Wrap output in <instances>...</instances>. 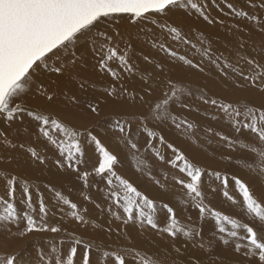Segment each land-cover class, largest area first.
Wrapping results in <instances>:
<instances>
[{"label":"snow or ice","instance_id":"snow-or-ice-1","mask_svg":"<svg viewBox=\"0 0 264 264\" xmlns=\"http://www.w3.org/2000/svg\"><path fill=\"white\" fill-rule=\"evenodd\" d=\"M247 3L254 5V0H247ZM222 6H226L237 17H247L251 21H256L257 17L249 15L248 12L237 8L233 0H223ZM261 6L264 7V0H261ZM207 5H202L194 0H0V117L4 121L14 122L19 115L26 113L37 124L39 136L43 137L48 143L53 145L59 152L62 159H57L56 164L61 169H71L78 174V179L83 181L84 186H89V176L93 173L105 180L108 186V199L118 208H122V215L113 212L116 220H122L124 225H134L141 228L150 227L161 235H166L173 241L176 240L178 234L184 237L194 239L201 237L202 232L196 229H189L178 226L179 222L176 218V212L169 204L161 205L167 210V225L160 227L157 218V206L154 199L139 191L128 179L118 175L114 166L118 163V157L110 151L98 138L93 134L92 130L85 129L80 131L74 125L69 126L65 121L52 114H44L43 111L31 109L23 102L25 97L31 91L34 74L39 70L46 69L53 77L52 83L56 84L64 77L66 69L69 65L62 62L63 53L69 48L75 47L81 40H90L93 48L92 52L97 57L98 69L107 73L113 80L121 79L120 74L111 67L113 61L118 60L120 68L127 73L133 72V65L129 59V51L132 49L131 37L125 40L122 33L116 30L114 35L106 30H99V25L105 18H127V20L135 25L139 21L149 20L151 17H163L172 11L173 8L187 9L189 12L195 11L208 24L214 21L206 13ZM150 23L157 24L162 30H166L167 34L174 40L182 38L180 30L175 27H169L167 23H159L157 19H150ZM260 33L264 34V23L259 24ZM143 31V29H141ZM120 41L124 42V48L121 49ZM189 41L184 38V43ZM245 45L240 44L243 48ZM152 47L166 52L170 57H177V53L166 47L164 43L153 41ZM264 49V42L261 43ZM80 49L77 48V52ZM204 55L211 59L210 48L204 49ZM71 67L76 68L77 64L84 67L87 63L85 53L77 56L76 52L72 53ZM147 61L149 57L144 56ZM179 59L185 64H192L184 56ZM250 66L251 75L243 74L245 81H250L254 87H259L261 93H264V64L253 58L242 57ZM55 60L57 63L52 64L50 61ZM219 57L211 59L213 64L218 67L228 69L229 64H218ZM195 67V65H193ZM159 67V65H157ZM235 71V69H233ZM80 87H84V83H80ZM39 94L48 102L54 100V93L50 92L43 84L37 89ZM108 96H114L115 87L106 88ZM177 89L172 85V94L167 92L163 94V98L155 103L154 107H150L149 114H140V122L144 124L151 116L152 119H161L160 113L166 112L170 102L176 96ZM73 102L76 98L73 97ZM144 99L143 96L140 97ZM205 104L215 106L224 114L228 122L231 124L235 134L250 133L258 139L260 144L264 146V96L261 103L249 106L248 103L233 106L232 102L218 103L217 100H204ZM90 111L97 113L98 108L89 104ZM175 119V118H173ZM185 125L191 128L192 125L187 121L176 123V127L180 128ZM115 127L119 133L125 132L124 124L117 120ZM129 125V130H130ZM146 133L149 147H152V140L156 139V134L146 125L143 129ZM208 131H212L208 129ZM4 133H0L3 136ZM221 141H225L229 147L235 145V139L232 136L215 133ZM126 144L133 150L137 149V144L129 138H124ZM160 144L165 143L164 137H159ZM94 145L95 152L98 153V163L93 167L92 172L87 170L81 172L76 165H80L85 157L84 143ZM24 147L23 144L20 145ZM242 148L248 147L242 144ZM167 148L171 149L174 158L168 163L173 168H178L179 172L184 174L185 179L176 178L175 183L181 185L185 190V196L191 204L198 209L199 216L204 219L208 216L215 221V234L218 236L219 242L225 246L230 245V240L240 241L235 243L234 252L239 254L243 252V256L248 260V264H264V197H255L249 186L240 178L233 177L235 185L242 197L243 207L246 213L253 217L251 223H242L232 216L222 214L204 203V192L202 191V177L204 172L201 167L189 161V159L172 143L167 144ZM258 159V166L261 174H264V147L259 151L255 147H248ZM27 151L31 157L38 160L41 164L44 159L38 155L33 148ZM156 155L160 160L164 157L159 151ZM247 167L251 168L256 161L249 163L245 161ZM212 175V173H208ZM217 179L220 173L216 172ZM115 182V186H114ZM16 175L9 174L5 177V191L0 195V221L15 222L20 215L16 204V189L18 185ZM227 179L224 185L227 187ZM22 196L20 204L25 205L23 218L26 226L19 232L20 237L29 236L31 234H55L51 239L57 241L51 245L50 251L41 250L39 256V264H49L50 258L52 264H75L78 248H83L80 264H92L91 253L94 247L93 243L84 240L80 236L67 233L62 225L50 224L48 222V208L41 199L39 201L38 219L36 218V209L33 206L32 194L26 182L22 183ZM223 195L235 204L237 201L233 196L224 191ZM58 201L72 209L70 215L75 221L86 223L83 216L77 210V204L72 203L68 198L59 191L55 192ZM84 199H89L85 196ZM111 210V209H110ZM230 225V228H226ZM64 231L71 238V246L64 250V239L57 240L61 232ZM243 233V234H241ZM134 247V246H133ZM204 245L201 244L203 249ZM174 251L179 256L181 249L174 247ZM66 257V258H65ZM113 258L115 264H160L159 261L150 258V254L142 249L129 251L127 249L117 252L114 249L103 252V264H109V258ZM126 257H130L129 261ZM0 264H14L13 255H7L0 258ZM96 264H100L97 260ZM176 264V262H173ZM184 264H201L199 259L186 261Z\"/></svg>","mask_w":264,"mask_h":264},{"label":"rangeland","instance_id":"rangeland-1","mask_svg":"<svg viewBox=\"0 0 264 264\" xmlns=\"http://www.w3.org/2000/svg\"><path fill=\"white\" fill-rule=\"evenodd\" d=\"M199 1L200 0H194V2ZM222 1L223 0H206L203 3H199L202 5H212L211 8H213L215 5L217 6L222 4ZM218 7L219 10L222 8V6ZM178 9L179 8H174L172 11L175 12ZM206 10H210V8L207 6ZM218 14V21L222 25L223 31L226 29V34L234 33L239 39L242 37L246 38V46L243 47V51L249 52H245L240 55L238 64L243 61L241 57H247L246 54H250L253 50H255L254 41L256 39L254 37L259 40L258 51H254V54H251L250 56L256 61L264 64V56L261 55L264 53V49L261 48V43L264 42V34L260 33L259 30H253V27L250 24H247L249 27L243 25V20L235 19L234 17L237 18V16H235L230 9L226 10V15H223L222 12L219 11ZM196 17H191V22L192 24L195 23L194 25H199L201 33L200 36L203 34L205 37L207 31L201 28L200 22ZM221 17H226L232 21V29H230L228 25L225 26L224 22H221ZM194 18H196V21ZM150 19H157L158 22L167 20L164 16L152 17ZM259 20L264 21V18ZM102 21L109 23L106 18ZM171 26H175V24H172ZM175 27L179 26L176 25ZM239 28H241L240 31H242V34L238 30ZM248 30H252L250 31L252 32L250 35H247ZM216 31L220 32V35H225V32L223 33L220 30ZM217 39L218 38L215 40ZM149 42L152 44L153 41L149 39ZM205 48H210L211 55L213 53L214 55H219L222 60L227 56L226 51H228V49L224 45H215L213 43V39L209 38ZM228 52L230 53V51ZM202 53L204 55V51ZM177 56L181 55L177 53ZM204 57L207 62H211L209 56L204 55ZM189 58H191L189 60L192 61L193 64L195 63L194 65L196 67H193V64H185L181 60H176L174 62V66H172L173 70L175 69V71H177L180 69L178 71L181 73L182 70H185V66H187V70H190V68L205 69V67H207L206 64L201 63V59L199 57H190L189 55ZM182 63L184 65H182ZM239 66L241 73L248 75L252 74L249 71V65L241 63ZM244 68L246 71H244ZM42 70L43 67L35 75H40ZM235 71L237 70L235 69ZM190 72L195 73L196 71ZM179 77V75L172 74L171 79L176 81L171 82V84L175 85V88L177 89L176 96L178 98H174L170 102L166 112L162 111L160 113L162 117L161 119L155 120L149 116L145 123L141 124L139 119L140 116H132L128 119L126 118L125 120H122V118L124 119L125 117H121L119 119L117 116L118 119H115L119 121L139 123L124 124L125 132L121 134L116 129L115 124L102 123V120H106V117L103 116L93 121L90 125L91 128L89 126L87 129L92 130L93 134L97 135L101 141L104 139L105 135L107 136V141L109 140L111 142L110 146H108L109 150L118 157V163L114 166L117 174L128 179L139 191L155 200L158 210L156 218L160 227H165L168 222L167 210L161 207L162 204L167 203L169 206L173 207L176 212V218L179 222L178 226L185 228V231L189 229L199 230L202 232L201 237L189 239L184 237L182 234H179L176 240L173 241L171 238L166 235L159 234L156 230H153L150 227L141 228L131 224L124 225L122 220H116L112 214L113 212H116L122 215V208H118L110 199L107 198L109 189L106 181L93 173L89 176V186L85 187L83 181L78 179V175L75 177L73 174H66V172L64 175H61L60 167L56 164L57 159H62L59 152L43 137L39 136L37 124L30 117L26 116V118L22 119V121L13 124L10 126V130L0 129V133H4L3 136H0V139H2L5 147V150L3 151L4 154L2 156L5 158V161L0 162V168L2 166V170L4 172L6 170H12L11 167L13 165H5V163L11 162L15 167L22 168L21 161L17 162L14 158L15 156L22 155L20 149H17L18 145L23 144L24 147L35 149L38 155L44 159V163L41 164L38 160L33 162L36 168L32 175H30L32 177L29 178V181L33 183L28 186L30 192L32 196L35 195L37 197H42L43 195L46 198V201H43L46 202V206L49 210L47 219L50 224L62 225L63 228L67 230V233L80 236L84 240H88L93 243L94 247L91 253L92 264H96L97 260L100 261V264H103V252L111 249H114L117 252H122L124 249L129 251L142 249L150 254L151 259L159 261L160 264H173V262H176V264H184L186 261H193L196 259H199L201 264H248V260H246L243 256V252L239 254L234 252L235 243H239L240 241L230 240L229 246H225L219 242L218 236L214 233V219L210 216L205 219H201L198 209H196L185 196V190L181 187V185L175 183L176 178L183 179L184 177L185 179V176L179 172L178 168H173L168 163L169 160L174 158V154L171 149L167 148V144L172 143L174 147L184 153L190 162L196 164L198 167H201L203 170L204 176L202 177V191L204 192L205 204L216 211H220L222 214H227L232 216L234 219H238L242 223H251L253 217L246 213V209L242 204V197L239 194L233 177L240 178L244 181L254 193L255 197H264V174H261L257 157L248 150V147H255L257 151H259L260 148L264 146H262L258 139L253 137L250 133L235 134L231 124L228 122L227 118L224 117V114L210 103L205 104L204 100L207 99L210 101L215 99L218 103L232 102L234 107L244 103H248L249 106H258L261 103L264 93H261L259 87H254L250 81H245L242 75L238 80L240 81L241 86L239 85L236 90H228V97L225 96V94L211 95L209 90H206L204 87H200L198 84L195 85L193 83L190 84V82L185 80H177ZM76 82L82 81L80 79H76ZM171 84L169 85L167 91L169 95L172 94ZM194 86H196V88ZM199 88L204 89V91ZM230 91L233 92L231 93ZM72 93L76 96V102L78 104L81 102L84 104V114L88 113L89 104L91 103L97 105V108L102 106V104L104 107L115 108L120 107V100L125 99L128 96V93L123 92L121 93L122 97L118 100V102H112L113 100L108 99L97 103L94 102L91 96L87 93L78 94L76 91H72ZM41 98L42 96L38 97L37 101H41ZM162 98L163 97H160L159 99ZM159 99L154 101L152 103L153 105L151 104L142 113L148 115L150 107H154L155 103H157ZM46 101V99L42 100L40 107H45ZM190 101L191 103H189ZM24 103L26 105V102ZM26 106L28 107V105ZM72 106L74 108H79L77 105L72 104ZM82 108L79 110L81 111ZM88 115H90V113ZM133 119L137 120L134 121ZM181 121H189L188 123L191 124L192 127L189 129L185 125H182L180 128H177L175 126L176 123H180ZM129 125L132 127L130 130ZM145 125L156 134V139L152 140V147H149V138L143 131ZM208 129H211L212 131L210 132ZM216 132L232 136L235 139V145L233 147H229L225 141H221L219 137L215 135ZM161 135L165 140L163 145H161L159 141V137ZM125 137L131 139L132 142L137 144L136 150L131 149L126 144L124 139ZM242 144L247 145L248 147L242 148ZM11 145L16 146L14 151H12L13 148ZM0 146L2 147L1 144ZM157 151H159L160 155L164 157V160L159 159L156 155ZM6 156L11 159L6 158ZM10 160L11 162H9ZM46 160L52 161L53 163H47ZM83 160L86 165H89L86 166L88 170H90L89 172H92L93 167L98 163V157L93 160ZM245 161H248L249 163L256 161V164H253V166L249 168L246 166ZM65 168L66 170H71L67 167ZM216 172L220 173L219 179L215 176ZM208 173H212V175H208ZM225 178L228 181L227 187L224 185ZM0 180H3L5 185V178H0ZM21 180L24 181L28 179L23 177ZM41 185H47L48 188L43 189L41 188ZM56 191H59L60 193L63 192L62 195L68 198L72 203L77 204V210L79 214L83 216L86 223H80L74 220V218L70 215L72 209L57 200L55 196ZM224 191H227L229 195L233 196L237 202L233 204L229 201L223 195ZM85 196L89 197V199H84ZM35 204L39 208V203ZM58 205H61V207H57ZM18 209L20 217L18 216L19 218L13 223L14 225L20 226L25 206L20 208L18 207ZM5 223L7 222H0V231L2 230V227L3 229L6 228ZM226 228H230V225H226ZM54 235L55 234L51 233L31 234L28 239L21 237V240H18L15 246H13L11 243H7L11 242L10 240L12 239L6 240L7 237H5L2 233L0 234V258L7 255H13L14 264H39L41 250L48 252L50 251L51 245L57 242L51 239ZM61 238L65 241L63 246L64 250H67L71 246V238L64 231H62L60 236L57 237V240ZM201 244L204 245L203 249L201 248ZM174 247H179L181 249V254L179 256L174 251ZM82 252L83 248H78L77 256L75 257V264H80ZM46 259H48L49 264H52L50 258L46 257ZM126 259L129 261L131 260L130 257H126ZM109 264H115L114 259L111 257L109 258Z\"/></svg>","mask_w":264,"mask_h":264},{"label":"bare ground","instance_id":"bare-ground-1","mask_svg":"<svg viewBox=\"0 0 264 264\" xmlns=\"http://www.w3.org/2000/svg\"><path fill=\"white\" fill-rule=\"evenodd\" d=\"M204 1L206 0H202V1L200 0L199 2L203 3ZM233 2L236 4L237 8L248 12L250 16L251 15L256 16L257 20L251 21L247 17H237V18L234 17V18L237 20H243L242 21L243 25H245L246 27H249L247 24H250L252 25L253 30H259L258 25L264 23V21L259 20V19L264 18V7L261 6V0H254V5L247 3V0H233ZM207 6L210 8V10L205 9L206 13L210 16V18L216 21L213 24H208L206 21L202 19V17L196 14L194 10L189 12V10L187 9H178L175 12L172 11L170 13H167L166 16H164L167 18V20L159 21V23H167L169 27H171L172 24H175V26L176 25L179 26L177 28L180 30L181 35H182V38L179 40L172 39V37L167 34L166 30H162L157 24L150 23V19L139 21L137 24L133 25L127 20V18H118V17L117 18H112V17L106 18V20L109 21V23L102 21L99 25V30H106L110 34H113V35H114L113 30L119 31L122 33L125 40H128V38L131 37L130 42L132 43V49L129 51V59L133 65V72L132 73L124 72L120 68L118 60L113 61L111 63V67H113V69L116 70L120 74V77H121V79L119 80H113L111 76H109L105 72H101L98 69V67H96L98 58L95 57V54L92 52L93 45L91 41L81 40L76 44L75 47H71L68 49V51L63 53L62 62L66 65H69V67L65 71L64 77H62L58 81V83L53 84L52 83L53 77L51 76L50 73H48L46 69L43 68L40 75L37 74L38 76H36L35 75L36 73L34 74V77H33L34 82L30 86L31 91L25 97L23 102H26V105H28V107L31 109H34L37 111H43L44 114L50 113L54 117H58L62 121L67 122L69 126L74 125L80 131H84L93 123V121L103 116L106 117L105 118L106 120H102V123L104 124H115V122L117 121L115 118L118 119V117L119 119L121 117H125L124 119L122 118V120H125L126 118L128 119L129 117H132V116L139 117L140 116L139 114L145 111L154 101H156L160 97H163V94L168 91V88L171 82L176 81V80L173 81L171 79L172 74L180 76L179 79L177 80H182V81L185 80V81L190 82V84L191 83L195 85L198 84L200 85V87H204L206 90H209L211 95L212 94L213 95L214 94L216 95L225 94V96L228 97L229 96V94H227L229 92L228 90H236L239 87V85L241 86L240 81H238L241 78L240 77L241 70L239 69L240 67L239 65L241 63L246 64V65L248 64L246 63L244 59L240 64H238V60L242 53L249 52V51H243L244 48L240 47L241 43H243L246 46V38L242 37L239 39L238 37L235 36L234 33L226 34V29L223 31L222 25L218 21V17H219L218 11L222 12L223 15H226V10L228 8L226 6H222V4L217 5V6L215 5L213 6V8H211L212 5H207ZM218 6H222V8L219 10ZM196 16H199V17H196ZM191 17H196L197 20L200 22L201 28L207 31V34H205V37L203 34L202 36H200L201 34L200 27L199 25H194L195 23L192 24ZM196 18H194L195 21H196ZM221 22H224L225 26L228 25L229 28L232 29L231 25L233 24L231 20L227 19L226 17H221ZM141 29H143V31H141ZM240 29L241 28H239L238 30L240 31ZM216 30H220L223 33L225 32V35L223 34L220 35V32H217ZM250 31L252 30L247 31V35H250V33H252ZM240 33L242 34V31H240ZM184 38H186L189 42L184 43ZM209 38L213 39V43L215 45L217 46L224 45L228 49V51H230V53L226 51L227 56L224 57L223 60L221 59L219 55H214V53L211 55V59H216L217 57H219V60L217 63L220 65H222L223 63H228L229 64L228 69H223L222 67H218L217 64H213L212 62L206 61L202 52L204 51L207 41H209ZM216 38L218 39L215 40ZM254 38L256 39L254 41L255 50H253L250 54H246L247 57L249 58H251L250 56L251 54H254V51L256 50L258 51L259 40L256 37ZM149 39L157 42V44L164 43L166 47L170 48L171 50L175 51L181 56H184L188 60L191 59L189 58V55L190 57L197 56L201 59V63L206 64L207 67H205V69L203 68L191 69L190 68V70H187L186 68L187 66H185V70H182L183 73L182 72L180 73V71H178L180 69L175 71V69L173 70L172 66H174V62L176 60H180L179 56L173 58V57H170L163 50L159 49V47L153 48L152 44H150L151 42H149ZM120 47L121 49L124 48L123 41H120ZM77 48L80 49L79 52H77ZM189 51H192V52H189ZM73 52H76L77 56H79L81 53H85V59L87 63L84 67L81 68L79 63L77 64L76 68L71 67V61L73 59L72 57ZM145 55L149 57V60L146 61L144 59ZM261 55L264 56V53ZM50 63L55 64L57 62L53 60V61H50ZM157 65H159V67H157ZM182 65L184 64L182 63ZM232 68L236 69L238 72L233 71ZM190 71H196V72L194 73ZM244 71H246L245 68H244ZM76 79H80L84 83L83 88L80 87L81 82H76ZM41 84H43L44 87L48 88L50 92L54 93V100L51 102L46 101L45 107L43 106L40 107L41 101L45 99L44 97L41 98V101H37V98L41 97V95L39 94V91L37 90L39 89ZM112 87H115L116 93L114 96H108L105 89L112 88ZM194 87L196 88V86ZM199 89L204 91V89L202 88H199ZM72 91H76V93L78 94L87 93L89 96H91L92 100L97 103L101 102L102 100H108V99L113 100L112 102L114 101L118 102V100H120V98L122 97L121 93L123 92L128 93V96L127 98L120 100L119 102L120 107H115V108L114 107H104L102 104V106L98 108V111L100 110L98 113H92L89 108L88 113L84 114L83 113L84 104L82 102L80 104H78L77 102H73L72 98L73 97L76 98V96L72 93ZM230 92L232 93L233 91H230ZM141 96L144 97L143 100L140 99ZM189 103H191V101ZM72 104L77 105L79 108H74ZM94 106H97V105H94ZM80 108H82L81 111L79 110ZM89 113L90 115H88ZM118 114H124V115H118ZM109 115H114V116H109ZM26 116H27L26 113L23 115H19L17 116L14 122L4 121L3 117H0V129L10 130V126H12L13 124H16L17 122L22 121V119H25ZM121 123L139 124L136 122L129 123L127 121L126 122L121 121ZM106 137L107 136L105 135L104 139H102V143L108 148L111 142L109 140L107 141ZM0 144L2 145V147L0 146V162H1V161H5V158L2 157L4 154L3 151L5 150L2 139H0ZM12 148H13L12 151H14V149H16V146H12ZM17 149H20L22 153L21 155L22 157L15 156L14 158L17 160V162L21 161V165L23 169L15 167L14 164L10 160L9 162L11 163H5V165L7 164L13 165L14 167L12 166L11 167L12 170H9V171L6 170L4 172L1 166L0 178H3V177L5 178L9 174L17 176L19 183L16 189V204H17V207L20 208V207L25 206L19 203L21 196H22V186L21 185L24 182H26L28 186L33 184L29 181V178L32 177L30 175H32V173L34 172L36 168L35 164L33 163V162H36V159L31 157V154L27 151L28 147L21 148L20 145H18ZM84 149H85V157L83 159L93 160L96 157H98V153L95 152L94 145H89L85 142ZM6 158L11 159L10 157H7V156ZM46 162L53 163L52 161H49V160H46ZM82 163L85 164L84 160ZM82 163L80 165H76V167L79 168L80 166H83L79 168L81 172L85 170L90 171L86 167L89 165H86V164L83 165ZM65 172L66 174L68 173L70 175L73 174V176L75 177L78 175L76 172H73L72 170H66V168H63V169L60 168L61 175H64ZM23 177L28 180H24V181L21 180ZM41 188L47 189L48 187L47 185H41ZM4 191H5V185L3 183V180H0V195H3ZM41 199L46 201L45 200L46 198L43 195L42 197H37L35 195L32 196L33 206L36 209V213L34 215H36L37 219H38V210H37L38 207L35 203H39ZM57 207L60 208L61 205H58ZM25 226L26 224H25L24 218L22 219V223L20 226L14 225L13 222L9 224L5 223L6 228L3 229L2 227L0 234L3 233V235L7 237L6 240L12 239L10 240L11 242H7V243H11L13 246H15L16 242L18 240H21V237H18L19 232L22 231ZM29 237L30 235L25 236L24 238L28 239Z\"/></svg>","mask_w":264,"mask_h":264}]
</instances>
